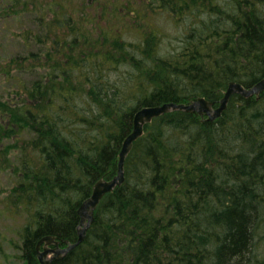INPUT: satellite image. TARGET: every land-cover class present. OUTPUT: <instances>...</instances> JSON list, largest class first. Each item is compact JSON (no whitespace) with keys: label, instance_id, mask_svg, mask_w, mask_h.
<instances>
[{"label":"trees","instance_id":"16d2710c","mask_svg":"<svg viewBox=\"0 0 264 264\" xmlns=\"http://www.w3.org/2000/svg\"><path fill=\"white\" fill-rule=\"evenodd\" d=\"M38 1L41 19L51 10L50 23L71 33L36 35L41 49L25 62L21 56L19 68L37 57L30 67L46 69L16 102L0 99V152L13 150L6 138L23 143L5 198L25 218L16 244L23 264H38L43 236L60 246L76 241L79 204L97 180L116 174L139 108L199 96L218 105L230 81L250 87L264 77V0L123 5V19L162 12L186 20L180 45L165 53L157 30L126 41L120 34L132 29L105 23L104 11L93 30L90 19L78 33L76 13H88L92 0L86 8ZM66 11L72 16L61 18ZM124 175L100 200L83 241L51 264H264V90L232 94L213 120L184 110L153 118L133 142Z\"/></svg>","mask_w":264,"mask_h":264},{"label":"rangeland","instance_id":"374dc122","mask_svg":"<svg viewBox=\"0 0 264 264\" xmlns=\"http://www.w3.org/2000/svg\"><path fill=\"white\" fill-rule=\"evenodd\" d=\"M25 1L27 2L25 3ZM45 1L47 0H43V2ZM50 1L53 2V0ZM85 1L87 0H63V3L76 8V5L84 6ZM110 3H113L114 7L109 5ZM142 3L140 0H92V8L89 9L91 7L89 6L86 9L88 13L77 11L75 30L83 34L81 30L85 28V23L88 24L90 19L93 20V30L96 26V15L99 11H104L105 16L110 18L105 23H110L114 27L122 23L124 27L128 26L126 27L127 29H132L120 34L126 41H137L136 39H139L137 32L144 30V28H153L163 36L161 40L162 53L168 52L174 46L180 45L181 37L185 32L184 22L186 20L184 19H179L178 21L181 22H176V20H172L173 17L171 15H166L162 12L149 13L147 18L143 20L123 19V5H130L139 10L142 7ZM98 4L100 6L103 5L102 7L104 8H99ZM38 6V0H32L30 3H28V0H0V59H2L4 65H7L1 70L6 68L5 70L10 71L9 76H3L0 70V99L2 100L13 99V103L19 100L20 95L23 93L22 87L31 85L37 74L46 69L40 68L38 65L30 67L32 64L38 62L37 57L35 60H29L24 63L25 67L23 69L19 68L18 63L24 57L25 59L22 62L27 61L31 55H35L41 49V45L36 41L37 36L45 37L43 33L48 32V29L55 31L53 36L50 35V39L71 33L70 30L66 29L68 24H65L64 27H58L57 24L53 25L50 23L54 16L51 10H48L44 14V19H41L42 14L39 13ZM111 8H114V10H111ZM117 9L120 10V14L115 16ZM111 12H113V16H110ZM68 14L72 16V13H67L66 11V13L61 14L63 16L61 18H64ZM172 15L174 16V13ZM49 23L50 26L48 25ZM136 28L137 30H135ZM20 84L21 91L18 90ZM15 130H19V128H15ZM21 137L27 139L26 133L18 135V138ZM14 138L15 136L11 139L6 138L4 141V144L11 142L13 150L7 153L0 152V264H23L20 248L16 247V244H20L19 230L25 218L22 213L16 214L12 212V210L6 207L5 203L7 193L16 182L14 172L18 170L16 163L20 161L22 154L18 149V145L23 143L15 141Z\"/></svg>","mask_w":264,"mask_h":264},{"label":"water","instance_id":"95a60500","mask_svg":"<svg viewBox=\"0 0 264 264\" xmlns=\"http://www.w3.org/2000/svg\"><path fill=\"white\" fill-rule=\"evenodd\" d=\"M264 89V77L257 83L250 87H245L239 82L230 81L227 85L225 96L219 101L218 106L213 102L206 100V98L199 96L188 103L164 102L159 105L142 106L139 108L133 117L132 131L124 138L121 149L118 155L117 172L113 178L109 180L99 179L94 185L89 197L83 200L78 207V214L80 216L81 228L78 229V238L75 244L69 243L67 247L60 248L58 241L54 240L52 236H45L36 243V255L38 264H51L53 259H61L72 246L82 242L85 237L86 229L93 220V213L102 197L114 189V187L123 183L125 179L124 164L127 154L130 152L133 142L139 138L143 133V127L153 118L158 117L164 113L173 110H184L187 112L196 111L201 115H206L208 120H213L220 116L222 111L226 108L228 97L230 94H240L243 97L258 94ZM44 242V246H40ZM53 243L54 247L48 245Z\"/></svg>","mask_w":264,"mask_h":264},{"label":"bare ground","instance_id":"6f19581e","mask_svg":"<svg viewBox=\"0 0 264 264\" xmlns=\"http://www.w3.org/2000/svg\"><path fill=\"white\" fill-rule=\"evenodd\" d=\"M261 79H263V78H261ZM261 79H260V80H261ZM260 80H259V81H260ZM257 82H258V81H257ZM257 82H256V83H257ZM226 90H227V88H226ZM226 90H225L223 96L221 97V99L225 96ZM263 90H264V89H263ZM261 91H262V90H261ZM261 91H260V92H261ZM260 92H259V93H260ZM259 93H258V94H259ZM232 94H233V93H232ZM232 94L229 95V97H228V101H229V98H230V96H231ZM258 94H255V95H258ZM251 96H252V95H251ZM221 99H220V100H221ZM206 100H207V99H206ZM220 100H219V101H220ZM208 101H209V100H208ZM227 103H228V102H227ZM217 106H218V105H217ZM226 107H227V105H226ZM223 111H224V110H223ZM223 111H222V112H223ZM221 114H222V113H221ZM218 117H219V116H218ZM216 118H217V117H216ZM143 131H144V127H143ZM95 209H96V208H95ZM94 211H95V210H94ZM93 217H94V213H93ZM79 222H80V221H79ZM81 227H82V225H80V223H79V228H81ZM79 228H78V229H79ZM86 231H87V229H86ZM46 236H52V237L54 238V240H56V238H55L53 235H46ZM43 237H45V236H43ZM43 237H42V238H43ZM77 238H78V236H77ZM40 239H41V238H40ZM40 239H39V240H40ZM56 241H58V240H56ZM76 241H77V239H76ZM76 241H74V242H68L66 246H60L59 241H58V246H59L60 248H64V247H67V246L69 245V243H71V244H75ZM82 241H83V240H82ZM80 243H81V242H79L78 244L72 246V248L76 247V246L79 245ZM42 244H45V243L42 242ZM53 245H54V244L51 243V244H49L48 246H49V247H54L55 245H54V246H53ZM72 248H70L68 251H70ZM68 251H67V253H68ZM64 255H65V254H64ZM64 255H63V256H64ZM63 256H62V257H63Z\"/></svg>","mask_w":264,"mask_h":264}]
</instances>
